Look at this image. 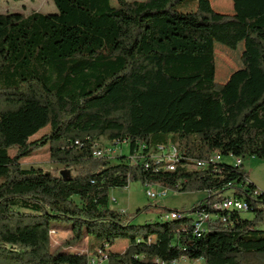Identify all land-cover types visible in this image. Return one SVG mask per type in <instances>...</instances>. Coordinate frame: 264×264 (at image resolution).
<instances>
[{"label":"trees","instance_id":"16d2710c","mask_svg":"<svg viewBox=\"0 0 264 264\" xmlns=\"http://www.w3.org/2000/svg\"><path fill=\"white\" fill-rule=\"evenodd\" d=\"M183 1L52 0V14H0V264H89L66 251L83 239L101 264H264V192L243 165L194 168L212 154L264 161V12L247 19L245 67L216 85L214 41L221 51L231 35L213 33L210 0L186 13L175 10ZM101 140L129 154L95 158ZM46 146L72 176L22 168ZM170 146L173 171L155 159ZM131 182L206 196L135 225L140 210L109 202ZM228 193L253 219L213 209ZM198 214L230 219L196 228ZM51 232L71 236L51 249ZM118 240L122 252L107 249Z\"/></svg>","mask_w":264,"mask_h":264},{"label":"rangeland","instance_id":"374dc122","mask_svg":"<svg viewBox=\"0 0 264 264\" xmlns=\"http://www.w3.org/2000/svg\"><path fill=\"white\" fill-rule=\"evenodd\" d=\"M141 1V0H138ZM236 2H248L249 9L251 11H245L244 7H239ZM237 4V5H236ZM194 0H184L182 3L176 6L179 12H189L195 8ZM217 7V9L215 8ZM211 7V19L213 24V33L216 30H221L229 33V41L224 38L222 40L223 45H220L222 50L218 48V44L214 41V51H215V82L216 85H221L224 83L230 74L235 70L242 69L246 65V54L243 46V37L240 36V31L242 27L245 30L247 25V19L250 16L260 14L264 11L263 0H210ZM213 9V11H212ZM247 9V8H245ZM217 10V12H216ZM244 10V12H243ZM21 13L23 15H29L32 12H40L44 14H52L56 12L55 6L52 0H23L20 2H14L11 0H1L0 1V14L4 13ZM231 18L230 22L218 23L217 21L223 18ZM235 33H238L237 35ZM233 34H235L233 36ZM238 45V46H237ZM240 48L241 52H238L236 48ZM228 55L229 59L225 58ZM241 59V63L238 64L239 67H232L236 62L235 60ZM230 65V67H222V65ZM47 130H42L31 140H35L43 136ZM170 139V136H167ZM98 148L101 150H108L111 145L105 140L99 142ZM122 153L125 155L129 154V149L127 145L121 147ZM120 146H118L116 154L120 153ZM16 150H9V155H15ZM163 156L171 157V154H164ZM173 156V155H172ZM222 162L231 163L232 158L223 157ZM23 169L29 168H42L45 172L54 174L56 176H72L73 172L70 170H65L59 165H53L49 159V153L47 146L42 148L39 152L33 154L30 157L20 160ZM243 170L248 174L249 178L255 184L256 188L260 192H264V161L258 160L256 158H247L243 161ZM1 182V180H0ZM230 193V192H229ZM228 193V195H229ZM206 196L205 193H179L175 191H168L167 195L162 199L149 200L145 195V186L139 182L129 183L127 188L124 189H112L109 192V202L110 207L114 210L127 213L130 216H134L139 210L141 213L136 216L132 223L135 225H142L146 221H154L157 219L159 214L163 210H186L189 209L193 204L202 200ZM258 208H262V205H258ZM241 217L243 219H253L255 216L254 212H242ZM53 225L57 227L65 226L63 223H54ZM259 230H264V210L262 219L258 222ZM71 235L69 233H54L51 235L50 248L55 249L59 247L65 240L69 239ZM77 246H73L66 251L80 252L88 257V262L92 261L93 264H101L102 261L106 259L99 253L91 254L86 247V240H81ZM126 247V240H118L110 250L113 252H122ZM89 253V254H88ZM179 264H200L196 262H189L182 259Z\"/></svg>","mask_w":264,"mask_h":264},{"label":"built area","instance_id":"2783aa9c","mask_svg":"<svg viewBox=\"0 0 264 264\" xmlns=\"http://www.w3.org/2000/svg\"><path fill=\"white\" fill-rule=\"evenodd\" d=\"M123 145H127V144L123 143L122 145H120L119 151H122L121 147ZM118 146L111 145V148L108 150L96 149L93 153V156L95 158H111L117 151ZM159 150H160V154L155 157L156 161L158 162L162 161V154H171V161H163V162H165L166 164L165 169H171L173 171L176 162H172V155H177L176 148L174 146H170L167 149L161 147L159 148ZM221 160H222V156L220 154H212L206 161L197 163L194 168L197 169L204 168L208 165V163L220 162ZM232 165L239 167L242 165V162L240 159L232 157ZM167 192L168 190L161 187H156V186L145 187V195L149 200L162 199L167 195ZM213 209L220 211L223 210L224 212H232V211L246 212L248 210V205L246 202L235 199L232 195L229 194L225 198H223L220 202L216 203L213 206ZM175 216H176L175 213H172L166 216V218L172 219L175 218ZM195 218L197 220V223H195L196 228L201 227L202 222H206L207 220H214V221L218 220L221 222H228V220L230 219L229 215L216 217L214 215H205V214H198L196 215ZM54 233L55 232L50 233V239H51V235ZM89 264H93V262L89 261Z\"/></svg>","mask_w":264,"mask_h":264},{"label":"crops","instance_id":"0c3cea01","mask_svg":"<svg viewBox=\"0 0 264 264\" xmlns=\"http://www.w3.org/2000/svg\"><path fill=\"white\" fill-rule=\"evenodd\" d=\"M263 3H264V0H263ZM244 8H247L248 9V11H249V5L248 4H246V3H244ZM215 8L217 9V7L215 6ZM212 11H213V9H212ZM216 12H217V10H216ZM264 12V11H263ZM262 13V12H261ZM244 33H245V30H244V28L242 27V36H243V39H244ZM230 39H228L227 40V43H231L230 41H229ZM226 56V55H225ZM231 58V57H230ZM235 64H234V67H239V65L238 64H240L241 63V59L239 60V59H237V60H235ZM243 165V164H242ZM249 180H250V182H252V180L249 178ZM253 183V182H252ZM254 184V183H253ZM255 185V184H254ZM63 233V232H62ZM65 234L67 233V232H64ZM75 246H77V245H75ZM87 246V245H86ZM108 250H110V248H107Z\"/></svg>","mask_w":264,"mask_h":264},{"label":"bare ground","instance_id":"6f19581e","mask_svg":"<svg viewBox=\"0 0 264 264\" xmlns=\"http://www.w3.org/2000/svg\"><path fill=\"white\" fill-rule=\"evenodd\" d=\"M163 155L164 154H162V161H171V157H166V156H163ZM172 162H177L176 155L172 156ZM165 170L172 171L171 169H165Z\"/></svg>","mask_w":264,"mask_h":264}]
</instances>
